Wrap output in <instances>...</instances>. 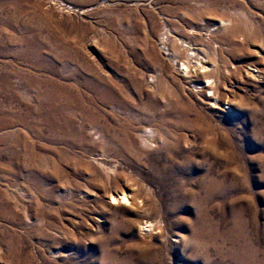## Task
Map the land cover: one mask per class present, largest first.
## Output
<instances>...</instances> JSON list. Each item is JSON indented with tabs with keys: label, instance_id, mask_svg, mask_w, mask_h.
Returning a JSON list of instances; mask_svg holds the SVG:
<instances>
[{
	"label": "rangeland",
	"instance_id": "1",
	"mask_svg": "<svg viewBox=\"0 0 264 264\" xmlns=\"http://www.w3.org/2000/svg\"><path fill=\"white\" fill-rule=\"evenodd\" d=\"M0 264H264V0H0Z\"/></svg>",
	"mask_w": 264,
	"mask_h": 264
},
{
	"label": "bare ground",
	"instance_id": "2",
	"mask_svg": "<svg viewBox=\"0 0 264 264\" xmlns=\"http://www.w3.org/2000/svg\"><path fill=\"white\" fill-rule=\"evenodd\" d=\"M164 41H165V40H164ZM165 42H166V41H165ZM164 44H165V43H164ZM192 53H193V52H192ZM190 55H191V54H190ZM191 56H195V55H191ZM191 56H190V57H191ZM195 59H196V58H195ZM197 63H198V61H197ZM199 63H200V62H199ZM193 65H194V64H193ZM193 67H194V66H193ZM195 67H196V66H195ZM197 67H198V66H197ZM198 68H200V67H198ZM209 85H210V84H209ZM208 89H209V88H208V85H204V86L202 87V90H203V91H208ZM207 93H208V92H207ZM208 97H209L208 95H206V96L204 97V99H205L207 102H208V100H211V99L208 98ZM151 136H152V134H151ZM150 138H151V137H150ZM125 196H126V195H125ZM123 198H124V197H123ZM115 201H116V200H115ZM149 227H151V226L148 225V228H149Z\"/></svg>",
	"mask_w": 264,
	"mask_h": 264
}]
</instances>
